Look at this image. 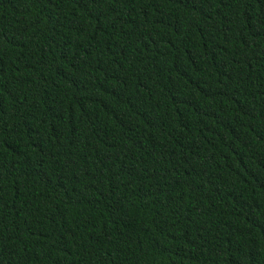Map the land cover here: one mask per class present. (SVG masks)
Masks as SVG:
<instances>
[{
    "label": "trees",
    "instance_id": "trees-1",
    "mask_svg": "<svg viewBox=\"0 0 264 264\" xmlns=\"http://www.w3.org/2000/svg\"><path fill=\"white\" fill-rule=\"evenodd\" d=\"M0 264H264V0H0Z\"/></svg>",
    "mask_w": 264,
    "mask_h": 264
}]
</instances>
